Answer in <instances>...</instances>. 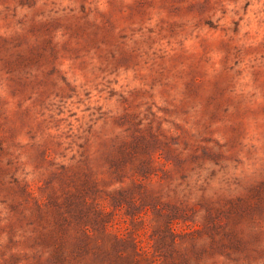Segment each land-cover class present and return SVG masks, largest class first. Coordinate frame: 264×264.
<instances>
[{
	"label": "rangeland",
	"instance_id": "374dc122",
	"mask_svg": "<svg viewBox=\"0 0 264 264\" xmlns=\"http://www.w3.org/2000/svg\"><path fill=\"white\" fill-rule=\"evenodd\" d=\"M0 264H264V0H0Z\"/></svg>",
	"mask_w": 264,
	"mask_h": 264
}]
</instances>
